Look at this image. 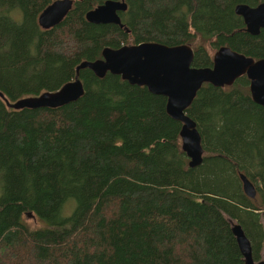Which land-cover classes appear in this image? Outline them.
<instances>
[{
  "label": "trees",
  "instance_id": "1",
  "mask_svg": "<svg viewBox=\"0 0 264 264\" xmlns=\"http://www.w3.org/2000/svg\"><path fill=\"white\" fill-rule=\"evenodd\" d=\"M34 1L37 4L35 8L39 7L41 11L52 0ZM104 1L83 0L77 5V0H74L75 7L62 23L44 29L43 40L39 46L33 47L37 62L31 67L40 80H46L50 55L68 57L76 53L77 64L88 59L84 57L88 42L81 36L83 28L88 30L89 38L99 45L100 51L105 46L116 48L124 45L120 42L109 43L121 35L127 39L130 34L133 35V27L139 34L137 38L133 37V44L157 41L174 45L192 41L191 32L198 39L201 36L193 21L183 28L179 21L171 17L170 9L177 5L176 0H125L127 9L120 11V16L128 27L127 33L115 24L87 22L85 12ZM226 1L208 0L209 5L205 1L202 5L216 12V23L232 27L218 21L220 15L227 12L223 4ZM231 1L235 6L248 0ZM258 1L255 0V3ZM24 2L27 4L30 0ZM199 4V1L194 4L193 0H189V11L196 13L200 9ZM126 16L131 17V25L125 20ZM197 19L201 20L198 16ZM162 20H165V24ZM7 22L10 23L9 29L4 33L0 31V50L14 39L11 34L14 23ZM159 25L169 31L160 34ZM184 36L185 39H182ZM240 36L244 44H253V47L260 45L254 40L255 36L243 31ZM18 41L16 48L20 51L23 43ZM130 43L129 40L125 42ZM19 73L16 66H6L0 60V91L11 101L17 96L10 97L3 86L15 84ZM50 74L55 76L53 70ZM107 75L112 78L110 81L114 86H103L101 93L86 91L79 100L62 107L14 110L6 107L0 98L3 107L0 116V176L7 169H19L22 173L21 182L16 181L17 187L9 189L12 199L18 200L16 205L27 208L34 201L40 211L50 212L57 203L60 190L58 184L52 188H42L43 176L50 165L60 168L61 160L67 155L76 166L53 175L59 178L58 183L67 175L75 179L74 190L84 200L85 211L81 223L76 225L44 224L31 228L20 220L15 229H8L5 221L9 219V211L0 201V264H99L101 259L110 264H240L234 241L229 232L220 227L215 213L216 205L225 207L230 201L213 193L209 196L217 200H205L208 204L191 202L190 195L184 189L167 183L169 176L166 165L159 162L152 164L140 151L151 140L167 139L166 134L169 133L175 134V145H179L180 123L166 115V98L150 93L145 86L133 85L135 95L132 90H127L126 100L119 102L108 96L110 89H123L124 86L116 83L120 76ZM88 76L96 77L88 68L80 70L79 77H84L90 83ZM107 90L109 92H105ZM118 90L114 89L115 92ZM207 96L212 100L215 98V94L208 93ZM249 100L245 101V108L258 112L264 125V107ZM153 102L158 103L155 109H152ZM195 102L196 99L191 103L192 107ZM145 110H149V115L143 117ZM235 124L244 126L239 119L235 120ZM141 127L145 131L144 136L153 130L160 135L146 137L148 140L142 142ZM116 135L121 138L120 146L112 144V138ZM158 145L162 146L161 143ZM163 180H166L165 184H161ZM178 191L188 195L181 197L183 193ZM90 197L94 200L97 198L95 206L88 205ZM112 199L118 201L117 210L112 215L114 219L103 214L104 206ZM14 205H11L12 210L20 208ZM235 206L244 209L237 204ZM89 209H97L96 214L88 215ZM185 224L198 225L204 231L182 229L181 226L186 227ZM72 236L82 237L84 246L92 247L93 253L89 255L84 253L85 249L76 248ZM100 250V255H103L95 263L94 258Z\"/></svg>",
  "mask_w": 264,
  "mask_h": 264
},
{
  "label": "rangeland",
  "instance_id": "2",
  "mask_svg": "<svg viewBox=\"0 0 264 264\" xmlns=\"http://www.w3.org/2000/svg\"><path fill=\"white\" fill-rule=\"evenodd\" d=\"M82 1L83 0H77V5ZM188 1L189 0H176L175 4L177 3V5L170 9V15L173 19L179 21L183 28H186L187 24L193 21L197 31L201 32V40L198 42L197 40L190 41L194 48L192 66L210 65L215 49L221 45L228 46L235 51H244L245 54L251 57L264 55V29L261 30L258 36L254 37V40L260 44L259 46L253 47V44H244L242 42L243 38L240 36L244 29L243 19L235 14V6L231 0H227L223 3L227 8V12L225 14L222 13L218 21L226 22L230 26L233 25L232 27L216 23V12L202 5L204 1L209 5L208 0H193L194 4L198 3V1L200 2V9L196 13L189 11ZM259 1L261 2V0ZM245 3L254 5L255 0H248ZM36 5L34 0H30V3L27 4H25L24 0H0V31L4 33L5 30L9 29L10 23L7 22V20L14 23L11 29V34L14 39H11L10 43L0 50V60L4 65H8L9 67L16 66L20 71L17 75V82L15 84H12V86H2L10 97L13 98L17 96L16 99L25 97V95L31 96L37 93L39 94L45 91V89L52 88L53 90L59 88L64 82L73 80L76 75L74 70L77 64V60H75L76 53H71V56L69 54L68 57L65 55H50L48 57L49 67L45 81L40 80L39 75L32 71L31 67L37 62V56L33 47L34 45L39 46L44 38L43 34H45V30L37 23L40 11L39 7L35 8ZM74 7L75 6H72V8ZM197 16L201 18L200 21H198ZM125 20L131 25L130 16H126ZM161 22L165 24V20ZM162 27L164 26L159 25V33L166 34L165 31L168 32V28L163 30ZM80 32L83 39L85 38L88 42V48L84 53V57L88 59L100 57V47L89 38L87 34L88 30L83 28ZM132 34L133 35L130 34L127 39L125 35H121L109 44H116L117 42L125 44L128 40L132 43L133 37L137 38V36H139L137 29L134 27ZM260 35L262 36L260 37ZM186 37H188V35H186ZM182 39H185V36ZM18 40L23 43L22 50L20 51L16 48V43H19ZM199 43H201L200 46L198 45ZM52 70L55 72V76H51L50 73ZM111 79L112 78L108 75L102 78L88 76L90 83H88L84 77L82 78V83L85 92L101 93L104 90L102 89L103 86L109 88L115 85L110 81ZM123 81L124 80L120 77L118 81L116 80L118 85L124 87L122 90L114 88L118 90L116 92L114 89H110L111 92L108 97L123 102L126 100L127 90H132L133 95H135L136 88ZM248 84L249 79L245 75L238 77L233 84L228 86L215 87L207 83L203 84L202 88L197 93L195 105L186 109V115L194 121L195 128L200 135L203 161L197 167L188 168V159L179 147L180 139L179 145H175L174 133L166 134L168 136L167 139L163 138L160 139V141L158 139L149 141L140 151L143 152L144 157L148 159L149 162H152V164L156 162L164 163L167 168L166 174L169 176L167 183L174 184L178 188L184 189L186 193L190 195L191 202L194 200L197 203L204 202L208 204L205 200L214 199L209 196L213 195V193L228 199L230 202H227V205H225L226 208L228 206L230 207L228 213H226L227 209L225 207L215 206V213L220 220V227L226 229L227 233L229 232L230 234L229 225L234 223L239 224L249 239L253 255L255 256L258 245L261 244L264 239L262 237L264 236V226L261 222V227L254 225V221L247 215L242 214V209L235 206V204L243 208L249 206L252 208V211L249 212L251 215L262 213L257 211V209L264 210V199H259L254 196V198H248L251 204L248 205L246 203L239 191L238 181L235 178V172L240 168L241 172L252 181L254 186L260 190L264 196V125L259 118L258 112L248 111V109L245 108V101L247 102V100H249L248 91L250 90ZM105 92L109 91L107 90ZM208 93L210 95L215 94L214 100L207 98ZM155 103L156 102L152 103L154 106L152 109L157 108L158 103ZM2 109L3 107L0 103V116L2 114ZM147 115H149V110L143 112V117ZM236 119L241 120L244 126H235ZM231 121L234 124L231 123ZM141 129L140 139L142 142L148 140L146 137L160 135V133L153 130L146 133V136H144L145 131L142 127ZM158 143H161L162 146L158 145ZM112 144L120 146L121 138L118 135L114 136L112 138ZM230 161H232L233 165L229 163ZM75 166L76 164L65 155L63 160H61L60 168L55 167L53 164L50 165L45 172L43 176L45 178L41 183L42 188H52L58 184L60 190L56 205L48 213L47 211H40L34 201H32L27 208L16 205L18 200L15 201L12 199L9 194V189L13 186L17 187L16 181L21 182L22 173L19 169H7L4 173L2 172L0 176V201L3 206L5 205L7 212L9 211V219L5 221L7 223V228L15 229L16 224H18L20 220L21 223L31 228H39L44 224L62 225L71 223L76 225L81 223L82 215L85 212L83 205L84 200L80 199L74 190L75 179L67 175L65 179L62 180L63 182L60 181L58 183L59 178L53 175L61 174ZM165 182L166 180H163L161 184H165ZM4 187L5 194L3 195ZM178 192L183 193L181 197H186L188 195H184L182 191ZM96 200L90 197L88 205L95 206ZM242 200L244 202H241ZM117 202V199H112L107 202L106 206L103 208L105 217L111 216L110 219H114L112 215L117 210ZM12 204H15L14 206H20V208L18 210H12ZM232 208H235L238 213L232 210ZM88 211V215H94L97 209H89ZM26 213H29V215ZM185 225L186 227H182L183 225L180 226L182 229L188 231H204L200 229L198 225ZM224 233L225 231L222 232V234ZM71 239L74 241L76 248L85 249L84 253L89 255L93 253L94 249H92V247L84 246L82 237L75 238L72 236ZM147 249L150 248L147 247ZM101 253L102 250L97 254L99 257L95 256L94 262L101 259L103 255H100ZM238 259H240L239 256ZM99 264H110V262L101 259Z\"/></svg>",
  "mask_w": 264,
  "mask_h": 264
},
{
  "label": "water",
  "instance_id": "3",
  "mask_svg": "<svg viewBox=\"0 0 264 264\" xmlns=\"http://www.w3.org/2000/svg\"><path fill=\"white\" fill-rule=\"evenodd\" d=\"M73 3L74 0H52L40 11L38 25L42 29L59 25L72 9ZM126 8L124 1L105 0L87 10L85 20L94 24L112 23L121 26L117 13ZM234 12L242 17L248 33L256 35L260 28H264V1L253 6L238 3ZM193 55L192 48L185 43L168 45L157 41H141L116 48L105 46L101 57L81 60L75 67L74 79L64 82L59 88L13 101L0 91V98L6 107L14 110L57 108L76 102L84 95L80 70L88 68L98 78L107 74L119 75L131 85L145 86L150 93L166 98L164 111L168 117L180 123L179 147L188 159L187 166L193 168L202 161V148L195 124L184 111L203 84L222 87L246 75L250 80L252 100L264 106V56L255 59L228 46H220L214 52L210 65L192 66ZM239 179L244 194L252 198L254 190L249 180L243 174H239ZM231 232L245 264H253L249 241L239 224H232Z\"/></svg>",
  "mask_w": 264,
  "mask_h": 264
},
{
  "label": "flooded vegetation",
  "instance_id": "4",
  "mask_svg": "<svg viewBox=\"0 0 264 264\" xmlns=\"http://www.w3.org/2000/svg\"><path fill=\"white\" fill-rule=\"evenodd\" d=\"M121 1H124L125 3H126V5H127V2L125 1V0H121ZM260 1H258L257 3H255L254 5H256V4H258ZM262 2V1H261ZM103 3V2H102ZM101 4V3H100ZM98 5V4H97ZM250 5V4H249ZM253 6V5H252ZM127 9V8H126ZM125 11V10H124ZM236 14V13H235ZM117 15H118V17H119V20H120V23L119 24H121V26L120 25H118V24H115V25H117L118 26V28H120V29H123L124 31H126V33L129 31L128 30V27L122 22V20H121V16H120V11H118V13H117ZM237 15V14H236ZM241 17V16H240ZM242 18V17H241ZM243 23H244V21H243ZM112 24V23H111ZM262 29H264V28H260L259 30H258V32H257V34L256 35H252V34H250V33H248L247 32V30H246V25H245V23H244V29L242 30L243 32H246L247 34H249V35H251V36H258L259 34H260V32H261V30ZM190 34H192V40H197V42L199 41V40H201L200 38L198 39V38H196V34L195 33H190ZM185 44H188L191 48H192V51H193V54H194V48L192 47V43H190V41H187V43L186 42H184ZM130 44H133V43H130ZM130 44H128V45H130ZM178 44H180V43H178ZM199 46L201 45V43H199L198 44ZM221 46H225V45H221ZM220 47V46H219ZM219 47H217V49L219 48ZM217 49H215V51L217 50ZM102 51V50H101ZM101 51H100V57H101ZM214 51V52H215ZM214 54V53H213ZM262 56H264V55H260V56H257V57H254L255 59H258V58H260V57H262ZM213 57V56H212ZM99 58V57H98ZM95 59V58H94ZM212 59V58H211ZM194 66H196V65H194ZM113 75V74H112ZM119 76V75H118ZM246 76V75H245ZM247 77V76H246ZM121 78V77H120ZM249 79V78H248ZM125 81V80H124ZM249 84H250V80H249ZM249 84H248V88H249ZM226 86V85H225ZM228 86V85H227ZM198 93V92H197ZM248 93H249V99L250 100H252V98H251V94H250V91H248ZM197 96V95H196ZM196 96H195V98H194V100L192 101V103L195 101V99H196ZM253 101V100H252ZM253 103H254V101H253ZM254 104H256V103H254ZM256 105H258V104H256ZM258 106H260V105H258ZM189 107H192V104H190V106ZM188 107V108H189ZM261 107H264V106H261ZM187 109V108H186ZM185 109V110H186ZM184 113H185V115H186V112L184 111ZM190 118V117H189ZM194 122V121H193ZM195 124V123H194ZM197 130V129H196ZM198 132V131H197ZM199 134V133H198ZM200 136V135H199ZM202 161H203V159H202ZM201 161V162H202ZM230 164H232L233 165V163H232V161H230L229 162ZM239 174H243L242 172H241V169L240 168H238L237 169V171L235 172V178H236V180L238 181V185H239V191H240V193H241V195L244 197V199H245V201H246V203L249 205V204H251V201H249V199L248 198H250V197H248V196H246L245 194H244V192H243V190H242V187H241V181H240V179H239ZM244 175V174H243ZM245 176V175H244ZM246 177V176H245ZM247 178V177H246ZM247 180H249V182L251 183V186H252V188H253V190H254V196L256 197V198H259V199H264V196H263V194L261 193V191L260 190H258L255 186H254V184L252 183V181L249 179V178H247ZM254 196L252 197V198H254ZM241 202H244L243 200L241 201ZM229 206L226 208L227 209V211H226V213H228V210H229ZM252 208H250L249 206L247 207V208H244V209H242V214H244V215H247L252 221H254V225H256V226H260V224L262 223L263 224V226H264V210H262V209H257V211H260V212H262V213H258L257 215H251L249 212L250 211H252L251 210ZM232 210H234L236 213H238L237 212V210L235 209V208H232ZM253 212H254V210H253ZM231 214V213H230ZM261 219V220H260ZM261 222V223H260ZM231 225L232 224H230L229 225V231H230V235H231V238H232V240L234 241V244H235V247H236V250H237V253H238V255H239V257H240V262H241V264H245V262H244V257L240 254V252H239V250H238V247H237V245H236V242H235V239H234V236H233V234H232V232H231ZM240 226V225H239ZM261 227V226H260ZM241 228V227H240ZM243 231V230H242ZM243 233H244V231H243ZM262 233H263V231H262ZM245 234V233H244ZM263 235H264V233H263ZM246 236V235H245ZM247 237V236H246ZM263 238H264V236H262ZM248 239V238H247ZM248 241H249V239H248ZM259 244V243H258ZM257 244V245H258ZM249 245H250V252H251V258H252V263L253 264H264V239H263V241H262V243L261 244H259L258 245V247H257V253H256V255L254 256L253 255V250H252V247H251V243H250V241H249Z\"/></svg>",
  "mask_w": 264,
  "mask_h": 264
}]
</instances>
